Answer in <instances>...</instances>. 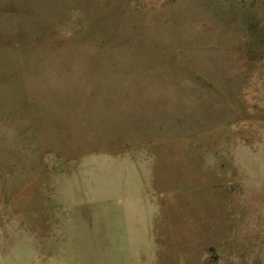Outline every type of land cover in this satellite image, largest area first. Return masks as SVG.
<instances>
[{"label": "rangeland", "instance_id": "1", "mask_svg": "<svg viewBox=\"0 0 264 264\" xmlns=\"http://www.w3.org/2000/svg\"><path fill=\"white\" fill-rule=\"evenodd\" d=\"M0 264H264V0H0Z\"/></svg>", "mask_w": 264, "mask_h": 264}]
</instances>
